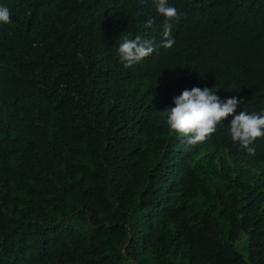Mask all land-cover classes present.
Returning a JSON list of instances; mask_svg holds the SVG:
<instances>
[{"label": "trees", "instance_id": "obj_1", "mask_svg": "<svg viewBox=\"0 0 264 264\" xmlns=\"http://www.w3.org/2000/svg\"><path fill=\"white\" fill-rule=\"evenodd\" d=\"M168 3L174 46L125 68L153 0H0V264H264V138L229 116L189 145L162 112L194 87L264 112V0Z\"/></svg>", "mask_w": 264, "mask_h": 264}, {"label": "clouds", "instance_id": "obj_2", "mask_svg": "<svg viewBox=\"0 0 264 264\" xmlns=\"http://www.w3.org/2000/svg\"><path fill=\"white\" fill-rule=\"evenodd\" d=\"M153 3L158 14L165 18L162 41L157 45L154 38L139 35L135 39L123 37L118 54L125 68L140 63L160 47L171 49L176 42L172 35L171 21L178 22L180 14L175 7L169 6L168 0H153ZM0 23H11V13L7 7L0 6ZM154 23L155 20L151 19L145 25L151 27ZM173 102L175 107L162 112L166 113V124L169 129L186 137L187 144L196 145L210 139L218 126L232 116L229 133L233 142L238 143L249 156H255L256 149L252 145L258 138H264V112L250 114L241 111L235 114L242 102L239 98L221 100L213 89L207 87L185 89L179 96L173 98Z\"/></svg>", "mask_w": 264, "mask_h": 264}, {"label": "rangeland", "instance_id": "obj_3", "mask_svg": "<svg viewBox=\"0 0 264 264\" xmlns=\"http://www.w3.org/2000/svg\"><path fill=\"white\" fill-rule=\"evenodd\" d=\"M247 238L245 235L241 237V240L239 242V247L241 252L245 253V246H246Z\"/></svg>", "mask_w": 264, "mask_h": 264}]
</instances>
